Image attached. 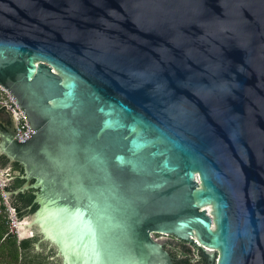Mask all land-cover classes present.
Returning <instances> with one entry per match:
<instances>
[{"label":"water","instance_id":"95a60500","mask_svg":"<svg viewBox=\"0 0 264 264\" xmlns=\"http://www.w3.org/2000/svg\"><path fill=\"white\" fill-rule=\"evenodd\" d=\"M0 85L16 264H264V0H0Z\"/></svg>","mask_w":264,"mask_h":264},{"label":"built area","instance_id":"2783aa9c","mask_svg":"<svg viewBox=\"0 0 264 264\" xmlns=\"http://www.w3.org/2000/svg\"><path fill=\"white\" fill-rule=\"evenodd\" d=\"M0 108H4L5 110L8 111L9 114H11V118L14 123L12 130L13 138L17 142H23L26 138V135L31 133V130H28V126L22 112L16 106V104L14 103V101L6 91V89L1 85H0ZM2 175L3 173L2 174L0 173V195H1V200L3 199L6 200L5 198H3L4 196L5 197L7 196L5 195V189H4L6 184L4 183ZM1 204H3V210L8 209L7 211L10 213V216H5V223H7L9 220V222L13 223L11 224V227H16L15 221L17 219L14 209L8 204V202L7 204L1 202L0 205Z\"/></svg>","mask_w":264,"mask_h":264},{"label":"rangeland","instance_id":"374dc122","mask_svg":"<svg viewBox=\"0 0 264 264\" xmlns=\"http://www.w3.org/2000/svg\"><path fill=\"white\" fill-rule=\"evenodd\" d=\"M5 175H6V173H3L2 177H3L4 183L6 184L7 183V179L5 178ZM3 198H5L6 200H4V199L1 200V195H0V203L2 202V203L7 204V202H10L8 196L7 197L4 196ZM1 208L2 207H0V217L4 216V218H5V216H10V213L7 211L8 209L7 210L6 209L3 210V208L2 209ZM4 224L7 226L8 232L10 234H13L14 238L16 239V229L18 227V222L15 221V226L16 227H11V224H13V223L9 222V220H8L7 223H4ZM191 236H192L193 240L195 241V236L194 235H191ZM191 236H189V237H191ZM174 242H175V246L174 247H176V249L174 248L175 250H173V248H170L171 250L168 251L169 252L168 256H169V260L170 261H173V258H177V259H182L183 258V259L189 260L191 262H200L201 261L200 259H198V254L195 251V248H198L197 246L193 245L191 242H183L182 243L178 238H175ZM161 246H162V244H161ZM167 247L168 246H166V248ZM172 247H173V245H172ZM202 248H203V252H207L208 253V251H210V250H207V249H209V247H204L203 246ZM164 250H165V246H164ZM215 253H216V251H215ZM5 257L8 259L9 256L7 254L5 255V253L2 256L0 254V262H3V263L6 262L8 264H10V262H11V264H14L13 262H15V261L7 260V259H5Z\"/></svg>","mask_w":264,"mask_h":264},{"label":"flooded vegetation","instance_id":"af4514ba","mask_svg":"<svg viewBox=\"0 0 264 264\" xmlns=\"http://www.w3.org/2000/svg\"><path fill=\"white\" fill-rule=\"evenodd\" d=\"M0 109H3V110H5L4 108H0ZM6 112H8L7 110H5ZM11 125H12V130H13V125H14V123H13V120H12V118H11ZM12 136H13V133H12ZM6 178H7V175H6ZM8 204L11 206V204H10V202H8ZM12 207V206H11ZM3 208V207H2ZM1 208V209H2ZM13 208V207H12ZM17 219V218H16ZM17 221V220H16ZM151 233H152V238H153V241L154 242H158V243H160V244H162V246H161V250L162 251H165V253L168 255L169 254V250H171L170 248H173V250H175L176 249V247H174L175 246V242H174V239L176 238L174 235H172V234H168V233H165V232H162V231H159V230H151ZM3 238H5V234L3 235V237H2V239ZM179 239V238H178ZM16 240V239H15ZM182 243L183 242H188V241H185V240H182V239H179ZM3 243H5V239H3V241H2ZM16 243H17V240H16ZM172 245H173V247H172ZM164 246H165V250H164ZM166 246H168L167 248H166ZM175 248V249H174ZM167 249V250H166ZM0 251H2V252H0V254H1V256L5 253V255L7 254L6 252H7V250H6V247L4 246V247H1V249H0ZM16 258L15 259H12L9 255V257H8V259L5 257V259H7V260H12V261H15V262H13L14 264H16L17 262H18V246L16 247ZM157 254H159V255H161V253H157ZM162 256V255H161ZM166 256V255H165ZM163 257V256H162ZM183 259V258H182ZM182 259H177V258H173V261H171L172 263H174V264H208L209 262L206 260V258H204V262L203 263H197V262H184V261H182ZM6 261V260H5ZM0 264H8V263H3V262H0ZM10 264H11V262H10Z\"/></svg>","mask_w":264,"mask_h":264},{"label":"trees","instance_id":"16d2710c","mask_svg":"<svg viewBox=\"0 0 264 264\" xmlns=\"http://www.w3.org/2000/svg\"><path fill=\"white\" fill-rule=\"evenodd\" d=\"M4 189L6 191H10V188L8 186V181L4 187ZM11 204V203H10ZM12 206V205H11ZM0 207H3V204L0 205ZM5 223V218L4 216L3 217H0V249L1 247H6V250H7V255H9L12 259H15L16 258V247H17V243H16V240L14 238V235L13 234H10L7 230V226L4 224ZM5 234V243H3V235ZM195 251L197 252L198 254V259H200L201 261L200 262H197V263H203L204 262V258L200 252V250L198 248H195ZM2 252V251H0ZM182 261L184 262H191L189 260H185V259H182Z\"/></svg>","mask_w":264,"mask_h":264},{"label":"bare ground","instance_id":"6f19581e","mask_svg":"<svg viewBox=\"0 0 264 264\" xmlns=\"http://www.w3.org/2000/svg\"><path fill=\"white\" fill-rule=\"evenodd\" d=\"M207 250H211V248L209 247V249H207Z\"/></svg>","mask_w":264,"mask_h":264}]
</instances>
